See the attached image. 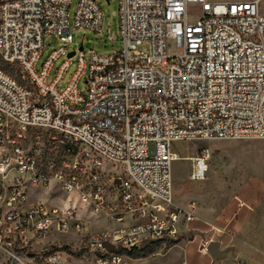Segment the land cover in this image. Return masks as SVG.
<instances>
[{
    "label": "built area",
    "instance_id": "1",
    "mask_svg": "<svg viewBox=\"0 0 264 264\" xmlns=\"http://www.w3.org/2000/svg\"><path fill=\"white\" fill-rule=\"evenodd\" d=\"M72 3L0 0V59L21 76L0 66V264H67L72 243L87 264L143 259L153 245L142 250L145 239L176 241L201 221L194 202L173 197V141L264 139L259 0H119L124 47L90 50L89 60L80 50L61 90L70 57L48 78L67 46L40 58L47 35L73 42ZM103 25L101 3L79 0L73 28L102 34ZM144 41L149 53L138 48ZM209 157L204 149L193 158V180ZM30 189L62 205H29ZM97 222L104 227L94 231Z\"/></svg>",
    "mask_w": 264,
    "mask_h": 264
},
{
    "label": "rangeland",
    "instance_id": "2",
    "mask_svg": "<svg viewBox=\"0 0 264 264\" xmlns=\"http://www.w3.org/2000/svg\"><path fill=\"white\" fill-rule=\"evenodd\" d=\"M97 1L101 3V8L104 13V32L102 34L89 29L73 28L75 13L79 2V0H73L69 17L73 33V42L65 44L55 35L45 36V48L42 51L40 64L44 62L53 50L59 49L64 45L67 46L68 52L77 51V54L70 57L72 62L67 68L66 74L59 86L61 90L66 87L77 69L78 54L82 44L88 60L90 59V50L110 54L124 47V39L120 27L119 0ZM259 4L261 11L264 12V0H260ZM192 13L197 14L198 12ZM138 48L149 53L151 51V43L144 41ZM66 59H69L68 53L61 55L54 62L53 69L48 78L49 82L56 76L58 68ZM0 66L18 79H21L20 70L16 66L8 64L1 59ZM87 77L88 74L84 75L78 83L79 88L84 94L88 90ZM204 149L210 153L208 169L204 178L193 180L191 173L194 168V160L187 158H194ZM150 150L153 154V144H151ZM171 150L182 158L175 160L172 166L173 197L178 203L183 205L194 202L201 221L192 222L191 226L198 229L183 232L179 240L153 244L141 256L143 259H136L132 261V264H185V258L186 264H208L209 257L199 250L200 236L198 235H202L205 238L212 237L215 240L223 239L225 244L230 242L231 234L223 231L218 226L222 225L225 221L223 210L229 201L237 195H240L243 199H247L248 196L252 194L257 195L261 191L258 188L256 179L264 178V139H196L190 141H173L171 143ZM110 170L113 171L114 169L110 167ZM248 182H250L248 187H245ZM40 201H46L48 204L57 202L62 205L61 200L50 199L46 189H30L27 204L33 205ZM77 205L83 208L79 203ZM263 224L264 203L255 212L253 217L249 219L246 236H256ZM212 225L218 229L215 231L212 230ZM103 227L104 223L97 222L93 225L92 229L96 231L103 229ZM191 234L196 237L188 241V236ZM60 238L64 240L73 239L71 236H61ZM65 245H67V248L74 256L67 264L88 263L85 252L79 248L78 244L72 243ZM153 253H157L156 256H152L151 254ZM221 264L250 263L246 259H227L222 261Z\"/></svg>",
    "mask_w": 264,
    "mask_h": 264
},
{
    "label": "crops",
    "instance_id": "3",
    "mask_svg": "<svg viewBox=\"0 0 264 264\" xmlns=\"http://www.w3.org/2000/svg\"><path fill=\"white\" fill-rule=\"evenodd\" d=\"M256 181L258 188L261 190L259 194H252L247 199H243L240 195H237L229 201L223 210L225 221L222 225L218 226L223 231L231 234V240L226 244L223 239L217 241L220 242V250L225 248H230V250L223 252L219 258H213L207 249L202 248V239L205 237L198 235L200 236L199 250L209 257L208 264H221L222 261L227 259H246L250 264H264V224L256 236H246L249 219L253 217L255 212L264 203V178H257ZM250 182L245 187H248ZM189 240L191 239L188 238ZM184 263L186 264V258Z\"/></svg>",
    "mask_w": 264,
    "mask_h": 264
},
{
    "label": "water",
    "instance_id": "4",
    "mask_svg": "<svg viewBox=\"0 0 264 264\" xmlns=\"http://www.w3.org/2000/svg\"><path fill=\"white\" fill-rule=\"evenodd\" d=\"M108 1H109V0H108ZM82 49H83V45L80 46V50H82ZM75 54H76V51L68 52V57H72V56H74ZM180 238H181V237H180ZM188 238H189V239H193V238H194V235L191 234V235L188 236ZM166 239H170V240H172V238H169V237H164L162 240H166ZM162 240L145 239V240L142 242L140 248H141L142 250H144L148 245H150V244H154V243H157V242H160V241H162ZM177 240H179V238H178ZM106 245H107V247H108L109 250L114 249L116 252H120V251L122 250V248H123L122 246L114 247V246H113L112 244H110V243H106ZM220 246H221V245H220V242L217 241V240H212V241H210L209 244L207 245V250H208V252L211 254V256H212L213 258H219V257L223 254V252L230 250V248H225V249H223V250H220Z\"/></svg>",
    "mask_w": 264,
    "mask_h": 264
},
{
    "label": "bare ground",
    "instance_id": "5",
    "mask_svg": "<svg viewBox=\"0 0 264 264\" xmlns=\"http://www.w3.org/2000/svg\"><path fill=\"white\" fill-rule=\"evenodd\" d=\"M177 159H182V158H180V157L177 155ZM187 159H193V158H187Z\"/></svg>",
    "mask_w": 264,
    "mask_h": 264
},
{
    "label": "snow or ice",
    "instance_id": "6",
    "mask_svg": "<svg viewBox=\"0 0 264 264\" xmlns=\"http://www.w3.org/2000/svg\"><path fill=\"white\" fill-rule=\"evenodd\" d=\"M205 7L207 8V7H209V5H205ZM233 11L235 10V9H232Z\"/></svg>",
    "mask_w": 264,
    "mask_h": 264
}]
</instances>
